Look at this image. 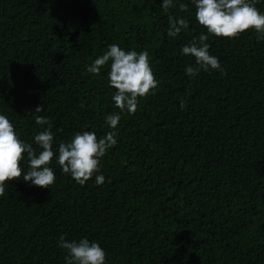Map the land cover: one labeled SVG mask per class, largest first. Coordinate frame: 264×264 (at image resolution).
I'll use <instances>...</instances> for the list:
<instances>
[{
	"label": "trees",
	"instance_id": "16d2710c",
	"mask_svg": "<svg viewBox=\"0 0 264 264\" xmlns=\"http://www.w3.org/2000/svg\"><path fill=\"white\" fill-rule=\"evenodd\" d=\"M181 2L189 10L171 14L189 28L169 38L162 0H0V114L21 140L47 128L37 115L54 151L77 132L112 131L109 69L87 71L110 44L147 49L159 82L121 113L103 185L77 184L55 159L51 188L5 182L0 264H65L62 234L98 242L107 264H264V40L210 36L225 71L190 78L181 49L207 33ZM255 6L264 13V0Z\"/></svg>",
	"mask_w": 264,
	"mask_h": 264
},
{
	"label": "clouds",
	"instance_id": "9594fccd",
	"mask_svg": "<svg viewBox=\"0 0 264 264\" xmlns=\"http://www.w3.org/2000/svg\"><path fill=\"white\" fill-rule=\"evenodd\" d=\"M259 0H191L195 6V19L206 30L189 44L182 47L184 56L194 58L195 64L185 68V74L195 79L201 71L224 73L217 57L210 54V36L236 39L246 31L254 30L258 40H264V13L255 6ZM161 7L168 14L167 35L176 38L189 28V21L171 14L172 9L187 12L188 4L181 0H162ZM108 67V85L114 89L112 100L119 112L105 117V123L112 129L103 137L95 131L77 132L68 142H60L54 151V135L51 123L45 116H35V123L47 128L34 136V142L23 141L7 116L0 114V196L5 194V182L20 180L40 188H51L55 183V172L50 166L55 159L63 174H68L79 185H85L95 176V184L103 185L105 177L98 174L100 164L108 150L117 144L115 131L121 120V113L134 115L139 100L154 94L158 87L150 65L147 49L141 52L126 51L119 45L110 44L107 50L87 66V71L100 75ZM226 74V73H225ZM181 109L186 102L181 103ZM44 105L35 108V113L44 112ZM35 145V146H34ZM27 160V171L22 162ZM59 247L66 252L65 264H107V253L98 242L87 237L79 241L59 237Z\"/></svg>",
	"mask_w": 264,
	"mask_h": 264
}]
</instances>
